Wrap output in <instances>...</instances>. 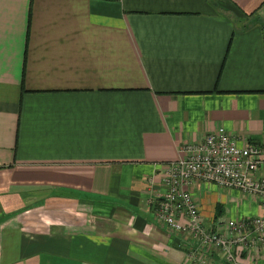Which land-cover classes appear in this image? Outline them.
I'll return each instance as SVG.
<instances>
[{
    "label": "crops",
    "instance_id": "obj_1",
    "mask_svg": "<svg viewBox=\"0 0 264 264\" xmlns=\"http://www.w3.org/2000/svg\"><path fill=\"white\" fill-rule=\"evenodd\" d=\"M218 129L264 161V0H0V264H187L148 201ZM196 197L212 226L262 214Z\"/></svg>",
    "mask_w": 264,
    "mask_h": 264
},
{
    "label": "built area",
    "instance_id": "obj_2",
    "mask_svg": "<svg viewBox=\"0 0 264 264\" xmlns=\"http://www.w3.org/2000/svg\"><path fill=\"white\" fill-rule=\"evenodd\" d=\"M184 158L162 165L164 192L153 205L166 231L186 242L187 264H241L237 251L252 260L264 255V161L256 144L239 147L223 129L185 145ZM238 190L258 199L261 215L206 224L197 200L201 184ZM159 209V213H158ZM158 221V220H157Z\"/></svg>",
    "mask_w": 264,
    "mask_h": 264
},
{
    "label": "rangeland",
    "instance_id": "obj_3",
    "mask_svg": "<svg viewBox=\"0 0 264 264\" xmlns=\"http://www.w3.org/2000/svg\"><path fill=\"white\" fill-rule=\"evenodd\" d=\"M151 181H153V179H150ZM159 183H160V185H161V188H162V191L161 192H163V186H162V180H161V178L159 179ZM160 191H158V196L157 197H155L153 200H152V202L153 203H155V201H156V199L159 197V195H161L162 193H161ZM148 208L151 210V213H152V216L154 217V219H155V221L157 222V225H159V226H161L162 227V225L163 224H160L161 222L159 221V217H158V215H157V207H156V205H153L152 203H151V201H148ZM158 213H159V209H158ZM101 214H106V212L104 211V210H102V208H96L95 210H94V214H93V218H94V220L93 221H95V224H96V227H98V228H101V229H104V228H110L111 226H112V222L110 221V220H108L107 218H102L101 216H98V215H101ZM160 214V213H159ZM158 220V221H157ZM44 222L45 223H47L48 225L49 224H52V223H55L56 221H54V222H52V221H50V220H48L47 218L44 220ZM164 230H165V228H164ZM168 232V231H167ZM169 234H171L170 232H168ZM172 235V234H171ZM262 256H264V255H262ZM65 263L66 264H72V262H69V261H65ZM75 264V263H74Z\"/></svg>",
    "mask_w": 264,
    "mask_h": 264
}]
</instances>
